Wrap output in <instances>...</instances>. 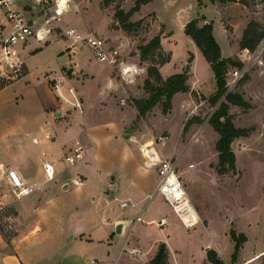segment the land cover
<instances>
[{"label": "crops", "instance_id": "1", "mask_svg": "<svg viewBox=\"0 0 264 264\" xmlns=\"http://www.w3.org/2000/svg\"><path fill=\"white\" fill-rule=\"evenodd\" d=\"M182 3V0H153L135 13L136 19L155 14L158 21L163 7L176 5L179 8ZM182 5L181 11L178 9L177 12L183 17L182 33L187 22L204 16L205 23H213V34L222 57L241 55L240 40L250 19L239 0L227 3L205 0L201 4L199 0H192L190 4ZM227 8L239 10L240 21L227 13ZM144 9L149 10L144 12ZM211 9H216L217 15H210ZM224 10L226 13L223 14ZM225 18L232 25H239L232 29L233 32L240 30L234 41L236 46L228 54L219 41L222 38L225 44L232 43ZM3 20L0 15V23ZM164 26L162 47H166V40L170 43L168 38L173 33L167 24ZM121 33L117 29L106 35L117 37ZM187 36L185 41L194 53L193 73L198 77L197 57L203 53ZM127 38L130 41L129 36ZM53 41L56 40L35 50L34 42L28 47L23 54L24 77L14 81L0 80V264H90L91 259H96L99 264H112L114 260L119 264L126 260L123 253L126 248L141 253L142 246L148 243L143 233L148 225L159 227V240L168 245L171 264H177L175 258L179 257L172 254L176 248L167 233L172 234L176 226L184 228L185 232L188 230L180 223L177 225V216L162 197L149 200L158 183L157 172L153 170V179H149L146 172L140 170L137 154L142 162L145 160L134 140L135 130L130 129L136 115L135 106L126 102L130 92L140 91L139 97L148 95L143 85L142 88L130 85L138 74L147 73L146 67L138 62L139 54L130 56L126 50L114 65L98 62L92 54L93 60L100 65H109L105 69L106 76L98 79L79 61V56L88 48L69 50V43L63 39L57 40L64 41L58 55H67L69 62L62 63L57 71L51 70L44 53ZM166 64L160 67L161 73ZM122 67L132 68L130 79ZM65 68H73L74 76H69ZM179 72L173 70L162 75L167 78ZM90 81L97 83L94 91L99 93L97 101L88 90ZM178 94L186 93L179 92L174 97ZM106 101L114 106L109 112L116 113L117 119L122 118L121 125L112 124L113 129L106 123L89 126L90 114L108 109ZM77 139L85 143L87 152L82 160L69 164L64 158ZM45 160L55 163L52 180L46 177ZM143 163L146 168H152ZM9 169H15L27 185L33 186V192L17 197L8 176ZM187 192L195 202L193 191ZM123 201H127L128 206L121 207ZM152 202L155 203L153 208ZM138 216L154 222L137 221ZM163 216L167 217V224L159 226L157 222ZM200 218L203 221L201 215ZM120 222L128 224L123 227L122 234H117L115 229ZM202 234L208 236L201 252V264H205L206 248H213L219 254L220 249L211 242V227Z\"/></svg>", "mask_w": 264, "mask_h": 264}, {"label": "rangeland", "instance_id": "2", "mask_svg": "<svg viewBox=\"0 0 264 264\" xmlns=\"http://www.w3.org/2000/svg\"><path fill=\"white\" fill-rule=\"evenodd\" d=\"M134 1L114 0L106 5L104 0H69L70 8L64 13V20L65 23L76 26L84 32H94L104 38L111 50L119 52L118 56L116 55L118 61L123 56L121 53L124 54L126 50L130 56L139 54L138 62L146 67V71L153 62L151 59H141L138 47L148 43L160 31H164V24H167V27L173 31L171 37L168 38L170 43L165 41L166 47L156 51L155 59L160 62L166 56H170V64H166L162 69L163 75L171 73L173 70L188 71L190 91L186 94H178L173 98L172 109L169 113H164L162 103H159L145 116H141L134 104V100L146 98L139 97L140 91H131L126 102L136 108L135 120L130 129L135 130L136 137L134 140L140 146L141 155H143L142 147L143 150L154 147L159 154L178 160L182 180L189 193L193 191L195 197V202H193L203 220L194 227H186L178 219L177 225L179 226L180 223L191 233L185 232L184 228L181 229L177 226L174 227L172 234L167 233L172 246L176 248L172 254L179 257L178 259L175 258L176 263L201 264L202 246L208 240V236L202 233H206L211 227V242L219 247L220 254L218 253V257L224 264H246L248 261L249 264H264V256H262L264 253L263 58L260 61L259 55L255 56V52L248 54L240 48L241 55H237V60H241L243 65L241 67L230 66L227 69L226 93L216 103H213L210 96L216 91L217 86L209 63L204 55H198L196 63L198 77L193 73L194 59L190 60V54L194 55V53L190 51L191 48L185 41L187 36L185 31L182 33L180 30L183 17L177 13L178 9L181 11L182 4L188 5L192 0H182L183 3L179 4V8L176 5L171 8L163 7L162 11L159 10L161 11V18L158 21L155 14L136 19L137 14L134 13L130 20L138 23V25L134 30L128 32L117 21L115 12L117 8L129 11L134 5ZM201 1L204 2L205 0ZM24 2H28V0ZM239 2L241 7L246 10L250 21H257L264 26V0H239ZM147 10L149 9H144V12ZM226 11L235 16L237 21H240L239 10L227 8ZM226 11L224 10L223 14ZM210 15H217L216 9L214 11L211 9ZM205 21L206 19L200 17L199 25L205 24ZM224 22L230 33L229 40L232 43L225 44L221 40L222 38H219V41L223 51L228 54L236 46L234 41L240 30L237 29L235 33L232 29L238 28L239 25H232V22L226 18ZM117 29L123 32L121 36L110 37L106 35ZM127 36H129L130 41H128ZM52 40L56 41H53L52 45L46 49L44 59L48 61L51 70L57 71L60 65L69 62V59L67 55H58V50L64 47V41H57L60 40V37ZM72 49L69 48V50ZM79 58L84 68L95 73L98 79L106 76L105 69L109 68V65H100L93 60L89 49ZM73 70V68H65L69 76L73 75L71 73ZM235 70L243 72L244 75L235 79L232 74ZM146 74L148 76V72ZM146 74H138L135 81L130 85L142 88L147 78ZM78 75L83 76L81 73ZM234 80L235 82L232 84ZM88 85V90H91L93 98L97 101L99 93L94 92L97 83L90 81ZM228 92L241 93L251 105L248 109L230 105L229 111L234 115L235 125L253 127L254 130L249 136L238 138L232 143V150L236 156V171L219 175L213 167L218 163L216 141L219 135L209 120L220 104L225 101ZM106 102L108 109L100 111L99 114H90L89 126L96 125L95 123H106L109 125L108 128L113 129L112 124L121 125L122 118L117 119L116 113L109 112L114 106L110 101ZM105 111L106 113H104ZM186 125L187 129L185 130ZM137 158L140 170L146 172L149 179H153V170L155 169L146 168L144 161L142 162L140 159V155L137 154ZM154 205L155 203L152 202V208ZM167 226L169 227L170 223ZM157 229L159 227L155 225H148V228H144V237L148 243L142 246L141 253L138 255L132 254L131 250L126 248L123 251L126 254V260H121L119 264H150L156 256L160 244L165 243L159 240L158 235L161 233L157 232ZM231 230H234L237 236L242 233L247 236V241L242 243L235 261L232 259L235 240L231 237ZM136 239L141 238L136 237ZM166 246L169 254L170 249L168 245ZM209 250H213V248H209ZM167 260L168 264H171L169 255ZM205 261V264H212L208 258Z\"/></svg>", "mask_w": 264, "mask_h": 264}, {"label": "built area", "instance_id": "3", "mask_svg": "<svg viewBox=\"0 0 264 264\" xmlns=\"http://www.w3.org/2000/svg\"><path fill=\"white\" fill-rule=\"evenodd\" d=\"M69 0H0V15L3 21L0 23V80L14 81L26 75V67L23 54L34 42L33 50L45 46L52 39L60 37L69 43V48H88L98 62L117 64L119 52L111 50L104 38L94 32H84L76 26L65 23L64 13L70 7ZM248 54L251 51L244 49ZM255 56L259 55L260 61L264 52V37L256 48ZM262 54V55H261ZM131 69L130 71H127ZM123 73L130 79L131 67H122ZM137 72V69L135 70ZM235 79L241 78L244 73L235 70L232 72ZM127 79V80H128ZM235 80L232 82V84ZM73 91V89H71ZM154 147L143 150L145 165L155 168L158 183L149 200L155 196L162 197L169 205L171 211L186 227H194L201 221L200 215L191 200L179 170L178 160L167 158L155 151ZM87 152V147L81 139L66 154L65 161L74 164L82 160ZM43 167L48 180L55 178V163L45 160ZM8 176L17 197L25 196L33 192L34 187L27 185L15 169L8 170ZM121 207L128 206L127 201L120 203ZM137 221L150 223L140 216ZM167 217L163 216L157 224H167ZM131 253L138 255L137 250ZM90 264H99L96 259H91ZM112 264H118L116 260Z\"/></svg>", "mask_w": 264, "mask_h": 264}, {"label": "trees", "instance_id": "4", "mask_svg": "<svg viewBox=\"0 0 264 264\" xmlns=\"http://www.w3.org/2000/svg\"><path fill=\"white\" fill-rule=\"evenodd\" d=\"M109 5L114 0H104ZM153 0H135L134 5L129 11L117 8L115 17L126 31H132L138 23L132 22L130 18L134 13L138 12L141 7ZM221 3H227L231 0H211ZM200 4L202 3L199 0ZM202 19H206L204 16ZM200 18H194L185 25V34L190 36L199 49L202 51L206 60L210 63L216 80V91L210 96L213 103H216L226 93V71L230 66L241 67L243 62L237 60L236 57H222L221 48L213 34V23H205L199 25ZM163 31H160L148 43L138 47L141 59H151L153 62L148 67V77L144 81V89L148 96L144 99L134 100L139 114L145 116L157 104L162 103L164 113H169L172 109V100L176 93H187L190 91L188 83V71L172 74L167 78L162 76L160 66L170 61V56H166L160 62L156 61V51L162 50L161 38ZM264 37V26L257 21H250L244 30L240 40V48L248 49L254 52ZM194 59V55L190 54V60ZM264 61V53H263ZM158 62V63H157ZM230 105H236L248 109L251 105L245 100L239 92H228L215 113L211 116L209 122L214 130L218 133L219 138L216 141V150L218 152V163L213 165L219 175L229 174L236 171V156L232 150V143L241 137H247L254 130L253 127H238L234 123V115L230 113ZM187 125L185 126V130ZM231 237L235 240L234 252L232 259L235 261L238 252L242 247V243L247 241V236L242 233L237 236L234 230L230 232ZM208 260L212 264H224L219 259L216 250L207 251ZM264 256V253L263 255ZM168 249L165 243L160 244L156 256L151 260L150 264H168Z\"/></svg>", "mask_w": 264, "mask_h": 264}, {"label": "water", "instance_id": "5", "mask_svg": "<svg viewBox=\"0 0 264 264\" xmlns=\"http://www.w3.org/2000/svg\"><path fill=\"white\" fill-rule=\"evenodd\" d=\"M127 224H128V222H120V223H118L117 226H116L115 232L117 234H122L123 233V227H125V225H127ZM206 250L208 251L209 248H206Z\"/></svg>", "mask_w": 264, "mask_h": 264}, {"label": "bare ground", "instance_id": "6", "mask_svg": "<svg viewBox=\"0 0 264 264\" xmlns=\"http://www.w3.org/2000/svg\"><path fill=\"white\" fill-rule=\"evenodd\" d=\"M131 69H128L127 71H130ZM146 150V149H145ZM144 150V151H145ZM155 151H157V150H155ZM157 153H158V151H157ZM154 222V221H153ZM153 222H150V223H147V224H152Z\"/></svg>", "mask_w": 264, "mask_h": 264}]
</instances>
